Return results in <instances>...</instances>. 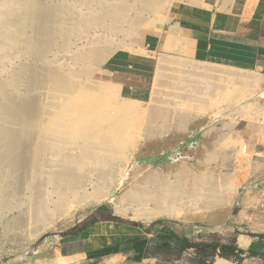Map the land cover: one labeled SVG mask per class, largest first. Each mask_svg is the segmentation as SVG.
<instances>
[{
  "label": "bare ground",
  "instance_id": "obj_1",
  "mask_svg": "<svg viewBox=\"0 0 264 264\" xmlns=\"http://www.w3.org/2000/svg\"><path fill=\"white\" fill-rule=\"evenodd\" d=\"M177 1L0 0V74L10 54L20 62L7 77L0 75V218L12 200L27 199L11 225L21 237L31 232L29 238L37 239L46 231L62 229L75 220L78 210L114 197L145 135L157 128L152 126L156 120L168 123L177 118L187 125L191 107L208 106L189 101L178 106L190 111L179 110L176 102L162 106L161 92L155 89L153 106L148 103L144 108L142 102L117 98L119 86L99 82L94 88L80 81L81 77L92 81L93 65L106 63L126 47V40L138 48H131L132 53H145V37L160 34L146 24L144 14L161 19L165 5L170 8ZM177 38L168 34L166 49H174ZM72 39L77 44L71 51ZM26 60L34 65L28 66ZM205 74L208 86L203 90L210 91L204 95L209 105L234 103L240 119L264 123V102L244 101L260 83L264 86V76L213 66L206 67ZM35 90L40 92L33 99L24 94ZM172 97L184 98L176 92ZM257 97L264 98V93ZM217 115L209 117L215 120ZM258 170H243L224 180L217 174L198 179L194 175L193 182L180 177L176 186L163 184L156 191L145 186L126 188L116 210L126 218L123 207L130 203L137 220L151 222L225 209Z\"/></svg>",
  "mask_w": 264,
  "mask_h": 264
},
{
  "label": "crops",
  "instance_id": "obj_2",
  "mask_svg": "<svg viewBox=\"0 0 264 264\" xmlns=\"http://www.w3.org/2000/svg\"><path fill=\"white\" fill-rule=\"evenodd\" d=\"M169 16L164 36L149 40L146 47L151 51L181 56L187 52L198 63L264 71V0L182 3ZM171 32L179 41L169 50L166 40ZM104 71L121 92L146 98L151 85L147 61L116 54ZM243 143L252 156L248 151L256 150ZM250 192L240 210L224 220L89 223L92 214L79 220L85 227L45 241L29 264H264V177L256 179ZM217 236L221 239L214 242ZM232 243L243 252L241 259L211 256L212 246Z\"/></svg>",
  "mask_w": 264,
  "mask_h": 264
},
{
  "label": "rangeland",
  "instance_id": "obj_3",
  "mask_svg": "<svg viewBox=\"0 0 264 264\" xmlns=\"http://www.w3.org/2000/svg\"><path fill=\"white\" fill-rule=\"evenodd\" d=\"M198 2L201 3L203 0ZM198 2L193 0H179L175 4L171 5L170 8L169 5H165L166 11H164L163 18L156 19V17H154L155 15L146 12L144 14V21L146 24L157 30L160 36L156 37L162 38V36L165 34V31L168 30L170 12L176 6L182 3L199 4ZM134 15L135 12L133 11L132 16ZM172 33L173 32L170 34ZM173 34L175 35L176 33ZM153 38H155V35L148 34L145 37V53L143 54L132 53L130 49H138L136 48L137 46L132 45L131 40L124 41L123 44L126 47L119 48L106 63L93 65L94 76L92 81L85 77L84 79L81 77L80 81L84 85L88 84L87 86L94 88L99 87V82L113 85L112 82L106 78V75H104V69H106L108 62L116 54L122 53L130 55L132 58L147 61L151 85L148 91L145 93V99L130 97L127 93L121 92L120 88L118 89L119 93L116 89V96H118L117 98L142 102V107L146 108L148 103L153 106L152 104L154 103L151 100L154 97L153 92L158 90L161 92L160 102L162 103V106L167 105L169 102H176V106H180V101H185L187 103L189 101V103H192H190L191 105H198V103L201 104L207 102L208 106L204 107L203 105L202 109H200L199 106L191 107L192 118L189 121V124H187L188 126L185 124H180L177 118H172L173 120L170 119L168 123L160 119L156 120L152 126L154 125L153 127L157 128H152L151 131L153 132V135L151 134L152 132H149V135L147 134L148 136L145 135L146 138H144L142 142L140 151L136 153L134 161L127 170L121 189L115 193L114 197L107 199L106 201L86 207L84 210H78L76 213L77 218L75 217V220L71 224H66V226L62 229H52L46 231L37 239L29 238V236H31V232H29L30 234H27L26 238L21 237L19 235L21 231L13 230L11 225L14 224V222L18 219L16 217H19V208L22 206V204L28 202V200H12L8 207H5L2 210L4 214L2 213L0 218V264L31 263L35 258L34 253L40 247H42L45 241L54 239L55 237H63L64 235L74 231L75 227H85V224H78L79 220L85 218L86 216L89 217V215L92 216V214L93 216H90L91 218H89V223L99 220H113L117 222L138 224H151L158 221H190L201 223L208 220H220L221 218L224 220L228 217L231 218L236 212L240 210L241 201L245 194L248 192L251 194L250 186L256 181V179H261L264 177V123L255 120L240 119L238 112L236 113V108H234V103L213 106L209 105L210 100L208 101L204 97L206 92H210L209 90H203L205 86H208L207 82L204 81L207 80L205 74L206 67L213 66L221 68L225 66L198 63L193 60L189 54H187V52L185 56H181L172 53L164 55L158 51H151L152 49L146 46L149 40ZM178 41L179 39L177 38L176 43H178ZM76 44V39H72V41H70V45L72 46L71 51L75 49ZM53 59V57L50 58V60ZM25 62L28 66L34 65L29 60H26ZM67 62L68 65L66 64L65 68L69 70L70 62L69 60ZM18 64L20 65L19 60L17 61L15 56L10 54L7 60V66H9H6L5 69H3L2 75H0L7 77L8 74L18 66ZM235 69L249 72L255 76H264V71L247 70L242 68ZM97 77L99 78L98 80ZM198 78L200 79L199 81ZM200 82L201 84H199ZM260 86L261 87L257 91L250 94L244 101L248 103L264 102V98L257 97V95L264 93V86L261 83ZM158 87L160 88L158 89ZM39 92V90H35L34 92L24 91V94L31 95L28 96V98L33 99L38 96ZM167 92L169 94L172 93L173 95L166 94ZM175 92L176 94H182L184 98L179 99L172 97L175 96ZM255 94L256 98L254 96ZM215 101L216 99L214 102ZM47 102L48 100L46 98L41 100L43 105H45ZM179 106V110L190 111V107L181 106L182 108H180ZM148 108L146 109V116L149 114ZM209 114H218V118L213 120L212 117H209ZM236 121H238L237 124H235ZM242 140L245 141L246 147H248V149L251 150L253 147V149L256 150V152L248 151L249 154L252 152V156L246 154L244 150L242 151V146L244 145ZM241 141L242 146L240 145ZM143 157H150L151 159H155V161H160V164L155 165L151 163L154 166L147 165L146 162L143 161L145 160ZM254 168H258L259 170L251 175L241 185L238 194L232 201V205L225 209L206 212L204 214H185L180 219L161 217L151 222L137 220L133 211H131L132 207L127 205L130 203L125 204L123 207L128 212L126 218H124V213H119L116 210V207L120 206L118 200L121 196V192L126 188L130 189L138 186H145L151 191H156L157 188L163 184H169L170 187L176 186V184H178V180H180V177L184 178L187 182H193L197 177L205 178L210 177L209 175L217 174L219 179L224 180L238 176L243 170H246L245 172H247V170L249 171ZM194 175H196V178ZM250 205L252 206L253 204ZM220 239L221 238L217 236L214 238V242H218Z\"/></svg>",
  "mask_w": 264,
  "mask_h": 264
},
{
  "label": "trees",
  "instance_id": "obj_4",
  "mask_svg": "<svg viewBox=\"0 0 264 264\" xmlns=\"http://www.w3.org/2000/svg\"><path fill=\"white\" fill-rule=\"evenodd\" d=\"M144 162H148V163H152L155 165L160 164V161H155V159H149V160H143ZM211 256L215 257L217 254L220 257L223 258H240V255L243 254L242 251H239L238 248L235 246L234 243L230 244V245H216V246H212L211 247ZM220 250V253H218L217 251ZM201 251V250H200ZM250 255H255L253 251H250ZM241 259V258H240Z\"/></svg>",
  "mask_w": 264,
  "mask_h": 264
},
{
  "label": "water",
  "instance_id": "obj_5",
  "mask_svg": "<svg viewBox=\"0 0 264 264\" xmlns=\"http://www.w3.org/2000/svg\"><path fill=\"white\" fill-rule=\"evenodd\" d=\"M141 159V158H140ZM143 159H145V160H149V159H151L150 157H143ZM146 164L147 165H152L151 163H148V162H146ZM152 166H154V165H152Z\"/></svg>",
  "mask_w": 264,
  "mask_h": 264
}]
</instances>
